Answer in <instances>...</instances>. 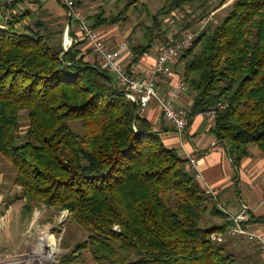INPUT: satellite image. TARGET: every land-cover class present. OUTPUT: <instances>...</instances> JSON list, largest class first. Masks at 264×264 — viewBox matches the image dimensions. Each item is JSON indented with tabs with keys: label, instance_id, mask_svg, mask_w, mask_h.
<instances>
[{
	"label": "trees",
	"instance_id": "16d2710c",
	"mask_svg": "<svg viewBox=\"0 0 264 264\" xmlns=\"http://www.w3.org/2000/svg\"><path fill=\"white\" fill-rule=\"evenodd\" d=\"M137 1L118 14L100 8L87 20L98 29L128 21L130 10L145 15L141 39L128 40L129 67L152 49L161 53L170 32L165 17L183 23L177 38L195 23L191 47L173 66L189 87L186 129L195 116L223 106L210 132L233 165L240 166L249 145L264 153V0H168L155 15L147 7L138 11ZM210 1H217L213 11ZM189 4L200 20L183 13ZM79 47L63 45L32 11L0 16V154L28 205L67 212L89 234L72 258L90 250L95 264H258L243 255L256 249L261 260L260 247L228 233L233 221L190 161L166 147L92 49L95 64L84 61ZM207 214L219 221H206Z\"/></svg>",
	"mask_w": 264,
	"mask_h": 264
},
{
	"label": "crops",
	"instance_id": "0c3cea01",
	"mask_svg": "<svg viewBox=\"0 0 264 264\" xmlns=\"http://www.w3.org/2000/svg\"><path fill=\"white\" fill-rule=\"evenodd\" d=\"M93 1L76 0V9L81 12L88 23L87 19L98 13L100 8L104 9L106 15L111 14H108L104 6L97 5V8L94 9ZM42 6L37 7L31 2L27 4L32 12H36L40 8L39 11L44 14L45 18L52 20V25H65V28L68 26L66 38L61 36L63 45L79 44L84 61L95 64V58L88 43L76 30L77 23L75 19L69 17L67 9L52 1L46 2ZM90 9L93 10L90 11ZM47 19L43 18L42 20ZM118 25H104L97 30L113 46H125L123 49L124 63L130 72L142 76L147 74L157 59L159 48L152 49L135 65L129 67L131 59L128 56L130 55L129 42L126 39L127 35L118 33ZM158 88L160 95L167 93L170 89L169 81L158 82ZM182 98L184 99L180 106L184 107L191 104L190 96L184 95ZM142 115L153 125L154 130L160 132L166 147L176 149L182 159H197L196 168L200 174L199 183L206 191L208 189L213 190L221 211L228 216L245 213L248 221H251L246 226L247 229L264 233V220H260L264 219V153L256 145H249L248 155L242 159L237 168L233 165V161L224 147L216 141L210 132L214 117H208L205 114L195 116L183 136L180 137L163 119L156 100L149 103Z\"/></svg>",
	"mask_w": 264,
	"mask_h": 264
},
{
	"label": "rangeland",
	"instance_id": "374dc122",
	"mask_svg": "<svg viewBox=\"0 0 264 264\" xmlns=\"http://www.w3.org/2000/svg\"><path fill=\"white\" fill-rule=\"evenodd\" d=\"M132 1L134 0H94L93 2L94 9L97 8V5L104 6L108 14H118L127 3ZM167 1L168 0H138L136 2V9L138 11H143L144 7H147V10L155 15L166 6ZM4 2L5 0H0V16H9L12 13L20 15L25 14L26 11H31L27 7V4L31 2L29 0H23L21 3L14 6L13 9L5 8ZM74 2L76 7V0H74ZM216 4L217 1L208 2L211 11H213ZM89 5L91 6L92 4ZM38 7L43 6L40 5ZM186 7H188L189 10H184L183 13L186 14L190 12L191 15L196 18V21L200 20L201 15L199 16V13H197L200 11L199 9L196 11V7L192 4L186 5ZM39 9L40 8L36 11L37 13L32 12L34 17L40 20L43 18L47 19ZM91 10L93 9H90V11ZM221 12V8L217 9L215 14L217 16H215L216 22L221 20L223 16ZM129 14L130 18L128 21H122L119 25L117 24V31L120 35H127V41L131 38L136 42L141 39L139 27L145 22V15L143 14L139 17L138 13L133 10H130ZM167 17L164 19H166V26L169 27V31H173L175 28V30H178V28L183 26V23L180 22L178 25L174 24L175 28H173V24L169 22L171 19H167ZM194 20L195 19L192 18L193 22H195ZM42 21L47 23V28H49L50 31H54V33L58 34V39H61V36L65 35V25H52L51 19ZM23 22L29 24L31 20L25 18ZM192 27L190 31L195 32L194 29L196 28V24L192 23ZM173 72L185 81L175 68ZM185 95L190 96L189 87ZM183 99L184 98L181 99L180 105ZM186 107L187 106H184L185 109H187ZM20 126L21 132H24L28 126L26 112H22L21 114ZM14 175L15 172L11 165L0 154V264H95L94 256L90 250H86L80 256L72 258V251H74L76 245L88 242V231L73 223L67 212L59 214L54 209L43 205H32L30 207L27 198L24 197L22 193V189L14 184ZM205 219L210 223L219 221L218 218L209 217L208 214ZM42 245H45L49 251L50 259L47 261L42 259L43 255L39 257L36 256L37 254H42V252H44V254L47 253L45 251L46 249L42 248ZM247 250L248 251H245L243 256L252 261L254 260L255 263L264 264L263 256L261 260L256 258L258 250ZM64 257H67L66 259L71 261L69 263H67V261L64 262L66 260Z\"/></svg>",
	"mask_w": 264,
	"mask_h": 264
},
{
	"label": "built area",
	"instance_id": "2783aa9c",
	"mask_svg": "<svg viewBox=\"0 0 264 264\" xmlns=\"http://www.w3.org/2000/svg\"><path fill=\"white\" fill-rule=\"evenodd\" d=\"M15 0H5L4 3L10 5ZM35 2H55L63 5L71 19H75L77 25L76 29L82 35V37L88 43L90 49L97 56L102 68L106 69L109 73H113L117 84L124 90L127 98L135 102L141 112L148 107L152 100H156L161 110L162 117L172 126L176 134L180 137L186 131L188 125V112L187 109L180 106L182 97L186 94L188 86L185 81L173 72V66L175 65L177 58L189 49L196 37V32H187L180 36L175 37L178 30H175L174 24L177 25L173 18H170V23L173 24V31L170 30L168 39L165 45L162 47L161 53L157 56V59L149 72L145 75H135L127 71V67L124 63L123 49L124 45L113 46L108 40L103 38L101 33L93 28L82 16L81 12L75 7L74 0H32ZM178 20L185 18L183 13H177ZM194 18V17H193ZM68 26L65 29V37L68 35ZM129 58L131 55H128ZM165 81L170 84V89L167 93L160 95L158 82ZM223 106H219L221 109ZM217 108V109H218ZM217 109H213L204 113L208 117H214L217 113ZM190 163L192 167L197 171V159L191 158ZM197 177H200L197 171ZM207 192L214 196V192L208 189ZM229 219L233 221L234 227L231 228L228 233L231 236L241 235L245 236L248 240L258 245L264 256V233L256 230H248L241 224L247 222L248 218L244 214L236 216H229ZM215 241L221 242V235H214Z\"/></svg>",
	"mask_w": 264,
	"mask_h": 264
},
{
	"label": "bare ground",
	"instance_id": "6f19581e",
	"mask_svg": "<svg viewBox=\"0 0 264 264\" xmlns=\"http://www.w3.org/2000/svg\"><path fill=\"white\" fill-rule=\"evenodd\" d=\"M42 248H45V249H46L45 251H46L47 253L44 254V252H42V254H37L36 256L39 257V256H42V255H43V256H42V257H43L42 259L45 260V261H47V260L50 259L49 251H48V249H47V247H46L45 245H42ZM43 251H44V250H43Z\"/></svg>",
	"mask_w": 264,
	"mask_h": 264
}]
</instances>
